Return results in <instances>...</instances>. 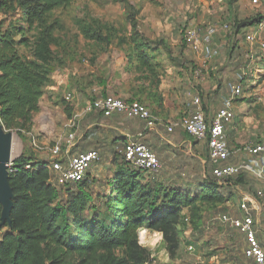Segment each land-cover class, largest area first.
<instances>
[{"label":"rangeland","instance_id":"obj_1","mask_svg":"<svg viewBox=\"0 0 264 264\" xmlns=\"http://www.w3.org/2000/svg\"><path fill=\"white\" fill-rule=\"evenodd\" d=\"M233 4L229 10L226 0H72L70 4L56 9L50 21L56 20L59 24L55 35L60 39V44L52 45L53 72L50 82L44 87L42 100L45 101L50 96L49 86L54 84L55 103L62 107V112H55V121L47 118L48 116L38 120L41 126L46 127L43 130L46 136L44 133L36 135L37 141L40 143L48 138L47 143L40 144L52 146L60 137L59 132L54 130V122H57L61 129L63 121H67V115L60 120L59 114L65 113L64 107L67 102L64 94L68 92L74 95L73 104L69 103L73 112L79 111L83 105V103L78 104V107L74 105L78 99L77 94L81 93V97L85 94L86 99H90L94 96L95 92L92 91L94 87L103 95L109 92L107 89L110 88L119 91L116 94L139 91L141 94H147L146 100L151 99V96H157L158 100H162V93H166L167 89L174 91L176 95L175 85L180 83L182 76L186 74L187 65L194 64L192 66L194 68L200 64L199 60L194 59L197 55L192 52L193 48L186 46L182 40L183 30L187 26L203 28L215 26L216 34L212 38L217 44L222 39L231 37L229 32H234L235 20L242 22L244 19L259 18L260 21H264V0H257V2L241 0ZM82 25L89 27L94 35L100 34L102 37L108 35L109 41L86 38L81 31ZM226 25H228L227 28ZM134 38L141 39L146 44L143 47H139L140 45L137 47L138 44L132 41ZM262 41L264 42V37ZM222 46H224L223 49L214 46L217 52L210 59L209 70L204 71L201 67L205 80L212 82L207 89L212 94L217 91L224 93L226 89L223 85L226 82L223 83V81L228 80L226 75H229L232 69L240 64L253 67L254 76L247 79L242 86L243 93L240 96L242 98L237 100L236 116L232 125L235 126L234 130L241 138L243 137L242 141L247 140L250 133L255 135L252 141L260 140L264 137V51L254 49L250 57H245L244 50L240 52V55L238 51L233 54L234 49H230L232 47L230 38L228 42L223 40ZM142 48L148 56L149 63H146V66H142L138 61ZM233 56L236 58L231 61ZM200 88L201 86L198 85L199 95L197 96L202 103ZM133 95L129 97L136 98L132 97ZM120 96L124 99V96ZM178 97L183 99L181 94H178ZM44 101L41 108L46 106ZM239 104H241L240 107ZM121 123L126 126L129 121L121 120ZM32 126H30L31 129ZM231 128L230 124V131ZM51 130V133H47ZM8 131H11L14 136L13 144L17 151L11 155L13 159H16L22 151L29 150L41 163L50 161L44 149L34 150L28 135L18 134L15 130ZM76 134V139L79 138L78 147L85 151L84 117L78 124ZM61 136L63 138L66 136L65 129ZM128 139L129 137L124 134L116 132L106 134V137L99 139L94 137L92 148L101 154V159L85 173L86 188L93 197L87 213H91V207H95L99 212L104 211V204L111 189V180L118 165L123 161L121 150ZM202 158V160L193 157L185 158L177 166L169 163L155 177L146 174L145 178L161 183L167 188L174 187L190 194L199 193L206 189L208 177L217 181L211 173L212 167L207 155L203 154ZM233 180L236 184L240 183L235 181V178ZM217 182L226 183V181ZM229 189L234 191L232 196H229L226 189H219L227 203L225 200L213 204L199 203L195 221L189 223L186 220L189 224L177 227L179 248L172 257L168 253L171 262L173 261L172 264H244L247 262L242 255L243 236L236 231L233 233L228 224L218 219L219 214L234 215L238 211L241 188ZM65 190L62 191L64 200L67 198ZM250 214L259 220L254 214ZM183 215L191 217L188 210H185ZM206 227L208 229H205ZM143 238L142 242L145 244L155 242L154 237L149 238L145 235Z\"/></svg>","mask_w":264,"mask_h":264},{"label":"trees","instance_id":"obj_2","mask_svg":"<svg viewBox=\"0 0 264 264\" xmlns=\"http://www.w3.org/2000/svg\"><path fill=\"white\" fill-rule=\"evenodd\" d=\"M71 1L0 0V122L5 129L23 135L32 131L53 72L52 45L60 44L55 35L59 24L50 19L56 9ZM234 1L227 4L232 8ZM257 22L259 18L235 20L233 33ZM80 27L86 38L109 41L108 35H94L89 27ZM132 41L137 47L146 44L137 38ZM144 52L142 48L138 55L142 66L149 63ZM66 104L64 112L70 118L73 109ZM46 163L29 150L22 151L8 172L13 205L10 221L0 220V264H157L141 245L139 229L159 232L169 256H174L180 243L177 227L195 221L199 203L225 200L219 189L234 179L219 184L208 177L206 189L190 194L147 180L143 171L123 158L111 180L104 211L91 207L87 213L93 199L87 179L56 186ZM235 181L241 183L242 176ZM1 209L0 204V216ZM185 210L192 218L183 215Z\"/></svg>","mask_w":264,"mask_h":264},{"label":"crops","instance_id":"obj_3","mask_svg":"<svg viewBox=\"0 0 264 264\" xmlns=\"http://www.w3.org/2000/svg\"><path fill=\"white\" fill-rule=\"evenodd\" d=\"M235 1L236 2L238 1L239 3L241 0H235ZM235 1L233 3H235ZM227 3H228V0H226V4ZM227 6H228V9L230 10V5L227 4ZM229 34H231L230 35L231 37L222 39V41L218 42L217 44L213 42V38H212L211 44L214 43L213 46L217 48L220 47L221 49H223L224 48V46H222L223 40L224 42L226 41L228 42L230 38L231 43H232V47L230 49H234L233 54L236 51H238V54L240 55V52L244 50L245 57H249V56H252L250 54L253 53L254 49L255 50L259 49L262 52L264 51L262 47L259 45V42L262 41V38L264 37V21L262 20L260 22L253 23L252 25L243 28L239 33L229 32ZM250 35L254 37L253 42L251 43L246 40V36H250ZM192 50H193L192 52L196 53L197 55V56H194V59L200 61L199 66H196V67H199V68L202 67L204 68V71H208L211 60L208 61L209 63L204 60L201 48H199L198 50H195V49H192ZM235 58L236 57L233 56L231 58V61L234 60ZM205 63H207L206 66H204ZM214 64H212V67H214ZM193 65L194 64L187 65L188 68L186 69V74L182 76L180 83H177V84L175 83L176 84L175 88L177 89L176 95H174V91L171 92V90L167 89L166 93L165 92L162 93V97H163L162 100H158L157 96L156 97L151 96L152 97L151 99L146 100L147 94H141V92L139 91H134L131 93L125 92L124 93L125 95H124V94H116V93H119V91L117 90H113L111 88L107 89L110 93L107 92L106 94L112 93L113 95L118 96V97H121L120 95H122L124 96V99L126 98V99H131V100H137L138 98H140L141 101L143 100V102L141 103L144 104L146 107H148L150 111H152L160 119V122L156 124L154 127L148 128L145 126V123L142 120L137 119V118H129L127 116L125 117L121 114H113L111 116H105V117L102 116L98 112H92L90 114H86L84 115L85 150L93 149L92 143H93L94 137H97L99 139V138L106 137V134H113L115 132L124 134V136L129 137V138L136 137V136L138 137L141 134L139 138L141 142L149 146L150 149L154 153H156L160 161V164H161L160 171L163 168H165L166 165L169 163L177 166V164H179L180 161L185 158L193 157L194 159L198 158L202 160L203 154L205 156L207 155L208 162L212 167V165L214 164L213 163L211 164V162L209 161L206 141L196 140L191 135L189 136L178 125V122L189 112V109L193 107V100L194 98L198 97L197 94L199 95V92H198L199 89H197L198 85L201 86L200 88V92L202 95L201 107L206 113L207 117L210 118L214 114V112L217 111L218 108L221 107L222 100L225 97L231 95V90H232L231 86L239 82V77L241 76V73L246 75V78L243 80V84L246 82L247 79L253 78L254 76L253 70H252L253 67L250 68V67H247L246 65L243 66L241 64L237 65V67L232 69L229 75H226V77H228V80L223 81V83L226 82V84L223 85L226 91L224 93L222 91L220 92L217 91L214 94H212L211 91L207 89V88H210V84L212 82L210 80L209 81L205 80L203 70H202V76L197 77L194 74L195 67L192 68ZM215 67L219 69V67L217 66ZM52 78H54V76ZM51 85L52 86H49L50 89L48 91L50 96H48L45 101L42 100L43 99V96H42L41 100L39 101V111L36 113L33 119L34 124L32 126V133L34 135H38V136L42 135V133H44L43 130L46 128L44 125L41 126L40 122H38L39 119H41L42 117L48 116L47 118L51 120L53 119L55 121V115H54L55 112L57 113H60V111L62 112V107H59V104L55 103V99H56L55 85L54 84H51ZM185 89L188 91L187 92L184 91ZM179 90L182 92H180ZM92 91L95 92L93 93L94 96L92 98L105 95V94L104 95L101 94V92H99L97 88L95 87L92 88ZM131 94L132 95L134 94L132 97H136V98L135 99L130 98L129 96ZM178 94H181L183 99H180L178 97ZM77 95L79 99V100L77 99V102H76L77 105L81 103H83L84 105V103L87 102V100H89V99H86L87 97L85 94H83V97H81L82 96L81 93H78ZM241 98L242 97L237 98L233 104L234 118L236 116L237 100L239 101ZM43 101H44V104H46V106L44 105L45 107L41 108ZM238 106L240 107L241 104H239ZM59 115H60L59 116L60 120L66 118L65 113H62ZM234 118L230 122L231 127H232L231 131L229 130L230 124L227 125L225 128L226 130L225 140H226V143L230 151L232 152L226 161L220 162L219 164L247 163L251 165L252 170L247 171L241 175L242 176L241 183L236 184L233 180L231 183H229V185H227L230 187H226V186H225L226 188L224 187V189H226L227 192L229 193H234V191H232L229 188H232V189L241 188L239 189L240 191L239 196L241 199L243 194H247V193L254 194L255 191L263 189L264 183H263L262 178L259 176L260 167H259V164L256 162V156L251 155L242 149L243 145L253 144V142H256L258 140L252 141L255 135H252V133H250L247 140H245L247 142L242 141L244 140L243 137L241 138V136L237 133V131L234 130L235 126L232 125ZM121 120H124V121L128 120L129 124H126L125 126V124L121 123ZM54 123H55V129H54L55 132H59V135L61 136V134L64 131L65 121H63L62 127H60L61 129H59L57 122H54ZM169 123L173 125V128L171 131L168 132L166 127L169 125ZM131 125H134V126L132 127ZM235 131L237 133L236 137H235ZM51 132L52 130L47 131V133H51ZM44 134L46 136V133ZM47 139L48 138L44 139L40 143L42 142L47 143ZM78 142H79V138L75 140L73 147ZM73 147L71 148L72 150L70 151L71 155L77 152H84V149H81L79 147H75L73 149ZM49 159H50V156H49ZM249 190H251V192H249ZM227 202L228 201L226 200L225 203ZM263 202H264V198L262 199V202L260 200L254 207H250V213L254 214L259 219L257 220L254 218L256 235L258 236L260 244L264 250V203ZM234 214L238 215L240 214V211L238 210L237 213H234ZM259 223H262V224H259ZM205 229H208V228L206 227ZM234 231L240 234L235 228L232 229L233 233ZM146 236L149 238L150 236H153L155 242H150V244H145L142 241H140V243L142 246L149 249L152 257L156 259L157 264H172L173 261L171 262V258H169L168 256V252L166 249V245L163 241L162 235L157 231H152V230L149 231L146 229ZM243 241H244V238H243ZM190 249L192 248L190 247ZM242 255H243V252H242Z\"/></svg>","mask_w":264,"mask_h":264},{"label":"built area","instance_id":"obj_4","mask_svg":"<svg viewBox=\"0 0 264 264\" xmlns=\"http://www.w3.org/2000/svg\"><path fill=\"white\" fill-rule=\"evenodd\" d=\"M257 2V0H253ZM226 28L228 25L225 26ZM215 26H208L203 28L200 26H187L182 33V40L184 44L190 48L198 50L202 49V55L205 61H209L217 50L211 44L212 37L216 32ZM253 36H246V40L253 42ZM259 45L264 50V42L260 41ZM201 46V47H200ZM250 57V56H249ZM194 74L197 77L202 76V69L195 67ZM246 75L241 73L239 82L231 86V95L222 100V105L209 118L201 107L200 99L198 97L193 100V107L189 112L178 122V125L189 136L200 141H206L209 161L213 163L211 173L217 181H225L227 179L236 178L247 171L252 170L251 165L247 163H233V164H219L226 161L231 152L226 140V126L230 124L234 118L233 104L237 98L243 93V80ZM64 99L67 103L73 104L74 95L71 92L64 94ZM77 107L79 105L74 104ZM92 112H98L102 116H111L113 114H121L129 118H137L145 123L148 128L154 127L160 122V119L148 107L138 100H128L113 94H105L104 96H97L87 100L82 105L79 111H72L70 118H67L64 129L66 136L59 137L56 142L50 145H41L37 141V136L32 133L31 143L34 150H45L50 156V161L45 165L50 168L53 173L52 183L56 186H63L66 183L80 182L85 178V173L88 169L93 167L101 159V154L96 149H88L84 152L70 153V149L76 140V132L78 124L82 117ZM173 125L169 123L166 127L167 131H171ZM141 135V134H140ZM140 135L137 137H130L122 147L121 154L126 162H128L134 169L143 171L145 174H150L155 177L160 171V161L149 146L141 142ZM242 149L251 155L256 156V162L259 164V176L264 183V137L253 142V144H245ZM15 159H11L7 163L8 172L12 169ZM216 163V164H215ZM44 164V162H43ZM264 198L263 189L257 190L254 194H243L239 200L238 210L240 214H219L218 219L222 223L228 224L232 229H236L244 238L243 256L247 262L244 264H264V250L260 244L258 236L256 235L255 219L249 213L250 207H254L258 201ZM187 220V219H186ZM146 231L145 228H140L138 231V238L143 240L142 235Z\"/></svg>","mask_w":264,"mask_h":264},{"label":"water","instance_id":"obj_5","mask_svg":"<svg viewBox=\"0 0 264 264\" xmlns=\"http://www.w3.org/2000/svg\"><path fill=\"white\" fill-rule=\"evenodd\" d=\"M12 132L5 129L0 122V204L1 222L10 221L9 214L13 205V192L9 184L7 163L12 159Z\"/></svg>","mask_w":264,"mask_h":264},{"label":"bare ground","instance_id":"obj_6","mask_svg":"<svg viewBox=\"0 0 264 264\" xmlns=\"http://www.w3.org/2000/svg\"><path fill=\"white\" fill-rule=\"evenodd\" d=\"M245 20V19H244ZM15 151H16V148H15V146H14V144L12 145V150H11V155L13 154V153H15ZM17 152V151H16ZM148 233V232H147ZM146 235V231H144V234L142 235V238L144 237ZM153 236H150V238H152ZM144 239V238H143ZM143 241V240H142Z\"/></svg>","mask_w":264,"mask_h":264}]
</instances>
